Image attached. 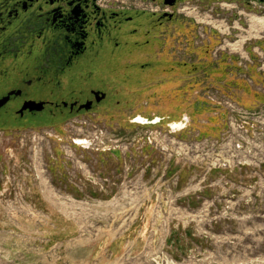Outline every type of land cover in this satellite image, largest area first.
Masks as SVG:
<instances>
[{
    "label": "rangeland",
    "instance_id": "1",
    "mask_svg": "<svg viewBox=\"0 0 264 264\" xmlns=\"http://www.w3.org/2000/svg\"><path fill=\"white\" fill-rule=\"evenodd\" d=\"M184 1L112 33L98 110L0 127V264H264V9Z\"/></svg>",
    "mask_w": 264,
    "mask_h": 264
},
{
    "label": "flooded vegetation",
    "instance_id": "2",
    "mask_svg": "<svg viewBox=\"0 0 264 264\" xmlns=\"http://www.w3.org/2000/svg\"><path fill=\"white\" fill-rule=\"evenodd\" d=\"M223 1L264 9V0ZM106 2L0 0L2 129H34L41 127V118L51 123L98 110L108 97L100 91V69L127 48L114 51L108 41L112 33L127 31L124 25L139 24L142 16L161 26L177 13L195 11L191 4L181 7L189 3L184 0H132L128 12H112Z\"/></svg>",
    "mask_w": 264,
    "mask_h": 264
},
{
    "label": "water",
    "instance_id": "3",
    "mask_svg": "<svg viewBox=\"0 0 264 264\" xmlns=\"http://www.w3.org/2000/svg\"><path fill=\"white\" fill-rule=\"evenodd\" d=\"M183 122H184L183 127H185L186 126L185 120ZM134 123H138V124H142V125H155V124L160 123V118H155L153 120H149L146 118L138 117L134 120ZM169 128L172 129V127L170 125H169Z\"/></svg>",
    "mask_w": 264,
    "mask_h": 264
},
{
    "label": "bare ground",
    "instance_id": "4",
    "mask_svg": "<svg viewBox=\"0 0 264 264\" xmlns=\"http://www.w3.org/2000/svg\"><path fill=\"white\" fill-rule=\"evenodd\" d=\"M255 20H261V19H257V18H255ZM255 22V21H254ZM253 24H255V23H253ZM263 24H264V22H263ZM262 26V25H261ZM260 26V27H261ZM263 28V27H262ZM261 28V29H262ZM260 29V28H259ZM261 31V30H260ZM242 39H244V38H242ZM228 46H231V45H228ZM233 46V45H232ZM235 47V46H234ZM184 120H181V121H177V122H173V123H171L170 124V126L172 127V129L174 130V129H178V130H182V129H184L185 127H183V125H184V122H183ZM75 144H77V145H81L82 144V142L81 143H75Z\"/></svg>",
    "mask_w": 264,
    "mask_h": 264
},
{
    "label": "built area",
    "instance_id": "5",
    "mask_svg": "<svg viewBox=\"0 0 264 264\" xmlns=\"http://www.w3.org/2000/svg\"><path fill=\"white\" fill-rule=\"evenodd\" d=\"M170 130H172V129H170ZM173 131H174V130H173ZM232 161L234 162V160H232ZM240 163H241V161H237V164H240ZM225 164H226L227 166H229L227 162L225 163V161L223 162L222 160H219V164H218V166L222 165V166L225 168V166H226ZM220 167H221V166H220Z\"/></svg>",
    "mask_w": 264,
    "mask_h": 264
}]
</instances>
